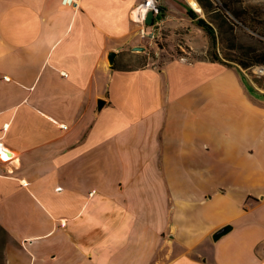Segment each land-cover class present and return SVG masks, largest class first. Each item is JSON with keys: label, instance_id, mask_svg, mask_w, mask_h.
<instances>
[{"label": "crops", "instance_id": "obj_1", "mask_svg": "<svg viewBox=\"0 0 264 264\" xmlns=\"http://www.w3.org/2000/svg\"><path fill=\"white\" fill-rule=\"evenodd\" d=\"M138 1L0 0V264H264V90L128 65Z\"/></svg>", "mask_w": 264, "mask_h": 264}, {"label": "rangeland", "instance_id": "obj_2", "mask_svg": "<svg viewBox=\"0 0 264 264\" xmlns=\"http://www.w3.org/2000/svg\"><path fill=\"white\" fill-rule=\"evenodd\" d=\"M186 6H189L185 0H181ZM197 1V0H196ZM212 4V9H208L207 12L197 1V4L202 10L201 13L197 15L201 18H204L208 23H210L216 29V35L218 39L217 52L221 57L225 54H228L230 57H239L246 50H255L258 54L262 50V45L257 43L255 39L249 37L248 35H253L248 29L242 27L239 22L233 17L230 12H226L221 3L224 2L229 5L232 9L242 10L246 9L252 14V20L254 26L257 29H262L264 27V0H209ZM203 4H206V1H202ZM190 7V6H189ZM191 8V7H190ZM192 9V8H191ZM193 10V9H192ZM212 12H208V11ZM194 11V10H193ZM226 16V17H225ZM263 24V25H262ZM199 29L195 22L185 23L182 26H179L173 33H170L169 29L163 31L164 42L163 47L164 51L162 53H153V49L150 48L147 42H143L142 45L145 46V52H138L136 57H129L128 60L125 58V61L131 67L139 63L145 62H164L168 58L173 56L177 57L180 54H188L189 47H192L194 52L189 54L195 56H205L209 57V41L206 35ZM148 54V55H147ZM126 57V56H125ZM225 57V56H224ZM233 66L231 68H236L235 63H231ZM264 67V65H256L250 70L240 69L245 81L250 85L263 90L261 83L263 82L264 74L259 73L258 69Z\"/></svg>", "mask_w": 264, "mask_h": 264}, {"label": "trees", "instance_id": "obj_3", "mask_svg": "<svg viewBox=\"0 0 264 264\" xmlns=\"http://www.w3.org/2000/svg\"><path fill=\"white\" fill-rule=\"evenodd\" d=\"M200 4H202L203 9L205 12H207L208 9H212V4L209 0L206 1V4H203V0H197ZM221 6L226 12H230V14L233 15V17L239 22V24L248 29L252 34H255L256 37L254 38L253 35H248L249 37L255 39V41L262 46V50L257 54L255 50H246L243 54H241L238 58L237 57H230L228 54H225L223 57L219 55L217 52V45H218V39L216 35V29L208 23L204 18H201L193 11L189 6H187V13L188 16L195 22L196 26L206 35L208 41H209V49H208V60L211 62H217L222 64L226 67L233 66L231 63H235L236 71L241 76L244 84L249 85L247 81H245V78L243 77L242 73L240 72V69H246L250 70L256 65H264V27L262 26V29H257L256 26L253 25L251 22L252 20V14L250 11H247L246 9L235 10L232 9L229 5L222 2ZM212 11H214L212 9ZM208 11V12H212ZM226 17V16H225ZM263 25V24H262ZM261 87L264 90V77L263 82L261 83ZM251 88V87H250ZM253 90V89H251ZM226 230V228H225Z\"/></svg>", "mask_w": 264, "mask_h": 264}, {"label": "built area", "instance_id": "obj_4", "mask_svg": "<svg viewBox=\"0 0 264 264\" xmlns=\"http://www.w3.org/2000/svg\"><path fill=\"white\" fill-rule=\"evenodd\" d=\"M64 3H75L74 0H62ZM152 13V23L146 24L147 14ZM169 16L160 7L157 0H139L130 11V20L136 26V35L146 41L148 46L153 49V53H162L163 47V31L166 21ZM145 50V46L141 45ZM259 73L264 74V67L258 69ZM5 150L6 156L9 158V151L0 145ZM6 162H10V159Z\"/></svg>", "mask_w": 264, "mask_h": 264}, {"label": "bare ground", "instance_id": "obj_5", "mask_svg": "<svg viewBox=\"0 0 264 264\" xmlns=\"http://www.w3.org/2000/svg\"><path fill=\"white\" fill-rule=\"evenodd\" d=\"M186 2L196 11V12H198V13H201L202 14V10H201V8L199 7V5L197 4V1L196 0H186ZM9 158L6 156V153H5V150L4 149H2L1 147H0V158H2L3 160H9L10 159V161L12 160V159H14V156H13V154L12 153H9Z\"/></svg>", "mask_w": 264, "mask_h": 264}, {"label": "water", "instance_id": "obj_6", "mask_svg": "<svg viewBox=\"0 0 264 264\" xmlns=\"http://www.w3.org/2000/svg\"><path fill=\"white\" fill-rule=\"evenodd\" d=\"M146 24H148V25H150L151 23H152V13L151 12H149L148 14H147V16H146ZM135 49H137V50H142V47H135ZM102 105V102H99L98 103V107H100ZM225 231V228H222V229H219L218 231H216L215 233H214V235H213V237L216 239V238H218L221 234H222V232H224Z\"/></svg>", "mask_w": 264, "mask_h": 264}]
</instances>
